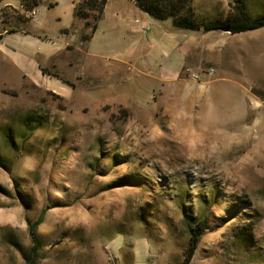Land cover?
<instances>
[{
	"label": "rangeland",
	"instance_id": "rangeland-1",
	"mask_svg": "<svg viewBox=\"0 0 264 264\" xmlns=\"http://www.w3.org/2000/svg\"><path fill=\"white\" fill-rule=\"evenodd\" d=\"M82 1L0 0V264H28L42 216L37 264H183L203 221L190 264H264V28L177 74L159 38L175 17L138 39L135 0H108L104 21L75 17ZM238 7L264 17V0L182 17Z\"/></svg>",
	"mask_w": 264,
	"mask_h": 264
},
{
	"label": "trees",
	"instance_id": "trees-1",
	"mask_svg": "<svg viewBox=\"0 0 264 264\" xmlns=\"http://www.w3.org/2000/svg\"><path fill=\"white\" fill-rule=\"evenodd\" d=\"M108 0H102L98 3L96 0H83L78 6L75 7V17L87 19L89 14L86 12L88 10L99 9V19L102 21L104 19L105 7ZM138 8L145 13H148L150 16L157 20H167L170 17H175V26L182 28L184 30L190 31H204L212 32L219 31L223 27H229L231 33H241L256 31L264 28V17L257 19H250L246 16V13L241 7L235 9V12L230 16L226 22H201L197 16L191 11L185 17H182V14L187 11L189 2L191 0H158L153 2L146 7L148 0H135ZM35 6H39V3H35ZM177 18V19H176ZM96 26L93 27L95 32ZM44 74H49L48 70L42 69ZM52 75V74H49ZM59 79L56 75H52ZM66 83V81L64 82ZM29 122H26L25 126L29 127ZM43 216L38 220V222L31 226L30 228V237L33 244V247L30 251V256L27 259L28 264H37L39 258V252L42 249V243L36 235V229L42 223ZM208 229L207 222L203 221L192 225L189 227L190 241L186 254V258L183 264H190L191 260L197 250V247L200 243V239L203 233Z\"/></svg>",
	"mask_w": 264,
	"mask_h": 264
},
{
	"label": "crops",
	"instance_id": "crops-1",
	"mask_svg": "<svg viewBox=\"0 0 264 264\" xmlns=\"http://www.w3.org/2000/svg\"><path fill=\"white\" fill-rule=\"evenodd\" d=\"M129 7H132L133 12L130 17V21L128 20V25H130L129 27H132L133 34L137 36L138 39H140L141 36L143 35L142 34L143 32L140 29L139 24L141 23L146 24V22L151 23V20L153 18L149 16L147 13L139 10L135 5H130ZM104 19H105V12H104ZM104 19L102 21H104ZM153 22H157V21L153 19ZM165 23L167 22L165 21ZM167 30L168 31L164 32L163 35L160 34L159 38H165L166 42L171 43L174 52L177 53V63H176L177 74H179L180 71H182V69L186 66V61L190 59H192L193 61L197 60L196 62L200 61L199 62L200 65L197 64L190 66V68L187 69V71H192L204 67L206 61V58L204 56L206 53L211 54V56L207 57L209 60L212 59L213 61H217V63H219V61L221 60L220 54L217 53L220 52L221 48H224V42L225 39H227L228 33L222 32L220 30L207 32V33H205L204 31H190V30H184L176 26L173 27L172 30L169 29ZM155 38L157 37H152L151 40L154 41ZM213 50H215V52H213ZM39 67L40 70L42 71L43 68L41 66ZM214 69L215 67L211 69V71H214ZM55 79L58 78L55 77Z\"/></svg>",
	"mask_w": 264,
	"mask_h": 264
},
{
	"label": "water",
	"instance_id": "water-1",
	"mask_svg": "<svg viewBox=\"0 0 264 264\" xmlns=\"http://www.w3.org/2000/svg\"><path fill=\"white\" fill-rule=\"evenodd\" d=\"M220 31L227 33V32H230V28L229 27H223L220 29Z\"/></svg>",
	"mask_w": 264,
	"mask_h": 264
}]
</instances>
